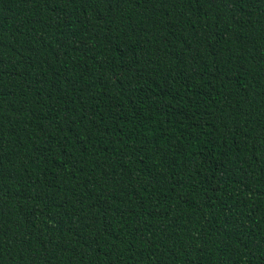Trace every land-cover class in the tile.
I'll return each mask as SVG.
<instances>
[{
	"label": "trees",
	"instance_id": "trees-1",
	"mask_svg": "<svg viewBox=\"0 0 264 264\" xmlns=\"http://www.w3.org/2000/svg\"><path fill=\"white\" fill-rule=\"evenodd\" d=\"M0 264H264V0H0Z\"/></svg>",
	"mask_w": 264,
	"mask_h": 264
}]
</instances>
